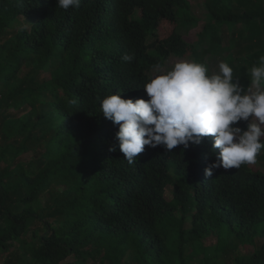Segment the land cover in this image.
I'll return each instance as SVG.
<instances>
[{"label":"trees","instance_id":"16d2710c","mask_svg":"<svg viewBox=\"0 0 264 264\" xmlns=\"http://www.w3.org/2000/svg\"><path fill=\"white\" fill-rule=\"evenodd\" d=\"M258 1L206 0L210 49L245 88L264 55ZM186 7L81 0L65 11L57 0H0V264H264V148L254 164L210 178L212 137L187 150L145 146L129 164L119 126L102 115L105 96L147 100L149 72L199 57L178 31ZM243 43L239 64L232 50Z\"/></svg>","mask_w":264,"mask_h":264},{"label":"clouds","instance_id":"9594fccd","mask_svg":"<svg viewBox=\"0 0 264 264\" xmlns=\"http://www.w3.org/2000/svg\"><path fill=\"white\" fill-rule=\"evenodd\" d=\"M80 4L81 0H57L65 11ZM121 59L131 63L135 56L125 54ZM218 68V73L208 74L202 63L181 61L144 85L147 100L124 99L120 92L100 100L104 118L119 126L116 139L129 164L145 146L187 150L205 137H212L213 149L219 150L216 162L204 170L206 177L221 167L239 169L256 162L264 148V55L251 67L247 88L227 62H219ZM241 121L247 122L246 130L236 126Z\"/></svg>","mask_w":264,"mask_h":264},{"label":"rangeland","instance_id":"374dc122","mask_svg":"<svg viewBox=\"0 0 264 264\" xmlns=\"http://www.w3.org/2000/svg\"><path fill=\"white\" fill-rule=\"evenodd\" d=\"M187 2V7L180 11V20L178 31L183 36L184 40L193 45L196 49V54H188L185 57H177L173 56L169 58V60L162 66L155 70H152L150 76L153 78L158 74L166 73L170 71L173 66L181 61H192L195 60L196 62L204 64L208 69V74H216L219 72L218 64L221 61L226 62V58L224 57L223 51L218 52L217 50H211V36L209 32L206 31L205 27L207 25H213L214 20H212V15L210 10L208 9L206 0H185ZM259 2L258 0H255ZM225 0L222 2V6L225 5ZM264 5V0H262ZM228 28L229 26L233 25V23H227ZM226 27L223 28V32L227 37H233V33L235 30L228 29ZM245 28L244 23H240L239 29L243 30ZM152 40V39H150ZM229 40V39H228ZM226 40L223 44L224 47L228 46L229 41ZM247 47L245 43H243L242 48H240L237 44L233 48L232 52L235 58H237V62L242 64L246 56H243V48ZM43 79L49 78V73L43 74ZM255 91V88L252 89ZM259 168L264 172V164L259 165ZM204 243L206 245L210 244L209 237L204 238ZM263 239L258 238L257 244H262ZM252 251V247L249 248ZM2 262V259H0ZM124 264H132L131 259L129 257L126 258Z\"/></svg>","mask_w":264,"mask_h":264}]
</instances>
